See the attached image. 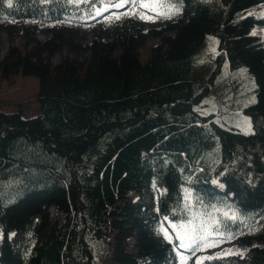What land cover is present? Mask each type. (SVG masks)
<instances>
[{
  "label": "trees",
  "instance_id": "1",
  "mask_svg": "<svg viewBox=\"0 0 264 264\" xmlns=\"http://www.w3.org/2000/svg\"><path fill=\"white\" fill-rule=\"evenodd\" d=\"M117 2L124 7L113 9ZM262 4L0 0V27L24 29L21 50L0 62V79L14 71L35 78L38 107L28 117L0 110V264H175L179 244L159 239L161 217L207 238L188 257L248 247L201 264H264V15L255 11ZM139 10L170 20L143 30ZM41 29L48 36L38 41ZM89 30L85 43L79 34ZM206 36L215 39L217 64L244 67L253 79L254 101L241 110L250 133L193 110L208 93L189 75ZM148 39L158 44L140 61ZM63 49L87 57L49 64Z\"/></svg>",
  "mask_w": 264,
  "mask_h": 264
},
{
  "label": "rangeland",
  "instance_id": "2",
  "mask_svg": "<svg viewBox=\"0 0 264 264\" xmlns=\"http://www.w3.org/2000/svg\"><path fill=\"white\" fill-rule=\"evenodd\" d=\"M123 7V5H120L118 10ZM255 11L259 15H264V4ZM137 19L143 30L158 28L170 20V18L164 20L158 14L149 10H139ZM115 30L116 29L113 28L112 33ZM23 32L24 29L18 26L9 25L0 27V62L9 49L21 50L23 45ZM48 32L49 29H41L34 35V38L38 41H43L48 36ZM92 33L93 30L82 32L79 34V38L85 40L86 43L91 39ZM254 33L257 34V32ZM165 35L170 36L169 33ZM104 36L106 37L107 35L104 34ZM157 44L158 39H148L144 46L138 49L140 61H145L147 51ZM215 52V39L206 36L202 43L192 53L189 75L194 82L196 91H200L201 87L205 84L208 86V93L205 94L197 104L193 105V110L201 115H212L213 121L221 127L232 128L244 134L250 133L249 119L241 110L254 101L253 79L244 67L230 70L225 61H221L217 64ZM117 53L118 51L115 52V54ZM64 57L80 62L83 58L87 57V54L75 57L69 55L66 50L63 49L61 52L51 57L48 62L54 65ZM14 61L15 54L9 59L10 63ZM36 90L37 82L35 78L22 77L17 71L12 72L8 78L0 79V110L11 112L19 109L22 116L28 117L35 115L38 111L37 103L34 99ZM147 198L148 197L145 196L143 203L149 205V200ZM48 215L50 222L56 219L54 211H49ZM60 217V215H57L58 219H60ZM180 231H188V227L185 226V229ZM165 232L162 230L158 233L157 231L159 239L162 242H171L173 239H171L170 236L166 237ZM13 237L14 235L11 234V241H13ZM111 249V238H108L103 241L102 250L104 254H107L111 252ZM225 249L233 252V254L229 256H242L248 247L235 243L222 245L211 252L207 251L203 253L199 257H188L182 252H177V261L175 264H200V260L214 257L215 254ZM184 250H187V248H184ZM101 263L112 264L109 259L105 258L101 259Z\"/></svg>",
  "mask_w": 264,
  "mask_h": 264
},
{
  "label": "snow or ice",
  "instance_id": "3",
  "mask_svg": "<svg viewBox=\"0 0 264 264\" xmlns=\"http://www.w3.org/2000/svg\"><path fill=\"white\" fill-rule=\"evenodd\" d=\"M225 215L227 216L228 214L225 213ZM172 228L175 230H184L185 225H172ZM165 235L167 237V233H165ZM177 239L181 242L179 247L183 248H191L194 245L195 249H198L201 243L207 242V238L203 235H200L199 231L195 228H191L188 231H180V234L177 235Z\"/></svg>",
  "mask_w": 264,
  "mask_h": 264
},
{
  "label": "bare ground",
  "instance_id": "4",
  "mask_svg": "<svg viewBox=\"0 0 264 264\" xmlns=\"http://www.w3.org/2000/svg\"><path fill=\"white\" fill-rule=\"evenodd\" d=\"M146 197H148V196L146 195ZM147 199H148L149 202H150V198L148 197ZM51 211H53V210H51ZM169 220H170V219H169ZM169 220H168L167 218H165V217L162 218V219L160 220V226H161V228H162L164 231H166L167 233L176 236V230L172 228V225H174V224H173L172 222H170ZM232 254H233V252H231V251L225 249V250H222V251L218 252L217 254H215L214 257H222V256L232 255ZM200 261H201V260H200Z\"/></svg>",
  "mask_w": 264,
  "mask_h": 264
},
{
  "label": "water",
  "instance_id": "5",
  "mask_svg": "<svg viewBox=\"0 0 264 264\" xmlns=\"http://www.w3.org/2000/svg\"><path fill=\"white\" fill-rule=\"evenodd\" d=\"M226 256H229V255H226ZM226 256H222V257H226Z\"/></svg>",
  "mask_w": 264,
  "mask_h": 264
}]
</instances>
